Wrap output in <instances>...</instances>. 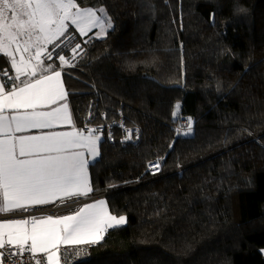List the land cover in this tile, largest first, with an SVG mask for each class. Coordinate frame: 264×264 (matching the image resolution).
Instances as JSON below:
<instances>
[{
	"label": "trees",
	"instance_id": "16d2710c",
	"mask_svg": "<svg viewBox=\"0 0 264 264\" xmlns=\"http://www.w3.org/2000/svg\"><path fill=\"white\" fill-rule=\"evenodd\" d=\"M77 3L113 28L70 29L49 62L76 55L62 71L74 125L105 126L91 196L114 192L108 211L126 217L80 264H264V0Z\"/></svg>",
	"mask_w": 264,
	"mask_h": 264
},
{
	"label": "snow or ice",
	"instance_id": "6c2138e0",
	"mask_svg": "<svg viewBox=\"0 0 264 264\" xmlns=\"http://www.w3.org/2000/svg\"><path fill=\"white\" fill-rule=\"evenodd\" d=\"M71 28L81 37L99 29L96 38H101L113 24L104 8H81L77 0H0V54L15 73H0V215L30 212L93 191L89 167L99 156L102 137L94 134L96 129L85 135L75 128L61 79L65 65L75 66L76 55H58L59 66L49 62L56 49L67 47L72 37L62 38ZM77 50L79 43L71 52ZM63 124L73 130H55ZM191 126L189 118V131ZM124 223L126 217L112 215L104 200L68 215L0 219V264L5 259L16 264L17 258L20 264H68L70 256L83 252L75 246H97L108 230Z\"/></svg>",
	"mask_w": 264,
	"mask_h": 264
},
{
	"label": "built area",
	"instance_id": "2783aa9c",
	"mask_svg": "<svg viewBox=\"0 0 264 264\" xmlns=\"http://www.w3.org/2000/svg\"><path fill=\"white\" fill-rule=\"evenodd\" d=\"M65 67H68V66L65 65L64 68ZM100 118L104 120L105 115L102 114ZM182 124H185V122H183ZM104 128L105 126L103 123H94V124H84L80 130L84 131V133L87 134V129H96L97 131L95 132V134H98V133H101ZM129 135L131 136V133H129L128 131L125 132V140H122V141H131L132 136L129 139L128 138ZM86 201H88V198H81V197L68 199L66 201L59 200L51 207L39 209V210H32L30 212H21V213L14 214L11 216L28 217V216H37V215H53V216L67 215V214H70L71 212L76 211ZM75 247L83 248V252L81 253V256L79 257L70 256L68 260V264H80L90 258L92 246H75ZM39 255H43V254H39ZM23 260L24 261L28 260V254L24 255ZM4 264H11V262L5 259ZM16 264H20L19 258H17ZM32 264H35V262L33 261ZM45 264H46V261H45Z\"/></svg>",
	"mask_w": 264,
	"mask_h": 264
},
{
	"label": "crops",
	"instance_id": "0c3cea01",
	"mask_svg": "<svg viewBox=\"0 0 264 264\" xmlns=\"http://www.w3.org/2000/svg\"><path fill=\"white\" fill-rule=\"evenodd\" d=\"M13 74H15L13 72ZM61 79H62V82H63V85H64V81H63V76H61ZM2 82V81H0ZM65 88V86H64ZM66 90V89H65ZM67 102V101H66ZM59 103H63V102H59ZM68 103V102H67ZM76 129H78L76 126H75ZM57 131H72L73 130V126L72 125H68V124H63V125H58L57 128L55 129ZM80 130V129H79ZM38 133V130H31L29 134H37ZM87 135V134H85ZM98 150H99V145H98ZM99 157V156H98ZM97 157V158H98ZM96 158V159H97ZM95 159V160H96ZM94 160V161H95ZM93 161V162H94ZM89 181H90V184H91V180H90V174H89ZM92 194H90L89 196L87 197H81V198H88V201H86L85 203H92L96 200H104L105 201V196L106 195H100V196H94L92 197L91 196ZM59 201V200H58ZM56 201V202H58ZM55 202V203H56ZM55 203H52V204H48V205H44V206H37L34 210H39V209H44V208H48V207H51L52 205H54ZM84 203V204H85ZM81 207V206H80ZM18 213H21L20 211H15V212H12L10 214H6V215H0V219H20V218H25V217H21V216H11V215H14V214H18ZM68 215V214H67ZM37 216H45V215H37ZM109 231V230H108Z\"/></svg>",
	"mask_w": 264,
	"mask_h": 264
},
{
	"label": "rangeland",
	"instance_id": "374dc122",
	"mask_svg": "<svg viewBox=\"0 0 264 264\" xmlns=\"http://www.w3.org/2000/svg\"><path fill=\"white\" fill-rule=\"evenodd\" d=\"M81 8H83V7H81ZM101 8V7H100ZM100 8H93V9H100ZM107 13V12H106ZM97 14H99V13H97ZM107 16L109 17V15L107 14ZM110 18V17H109ZM75 30L74 28H71V30ZM111 29H109L108 30V32L110 31ZM99 31V29H93L91 32H89V33H87L85 36H83V37H86V36H88V37H91V38H94V39H101V38H104L105 36H106V34H102V36H101V38H96V33ZM75 32L78 34V36H80V34L75 30ZM68 37H69V33H67L66 34V37H64V38H62V39H65V40H67L68 39ZM81 37V36H80ZM70 42V41H69ZM71 54H73L72 52H71ZM0 55H2V54H0ZM191 132H192V129H191V131H187L186 132V134L187 135H190L191 134ZM97 135H99V136H101L100 134H97ZM126 223H124V224H122L121 226H124ZM260 252L264 255V249H261L260 250Z\"/></svg>",
	"mask_w": 264,
	"mask_h": 264
},
{
	"label": "water",
	"instance_id": "95a60500",
	"mask_svg": "<svg viewBox=\"0 0 264 264\" xmlns=\"http://www.w3.org/2000/svg\"><path fill=\"white\" fill-rule=\"evenodd\" d=\"M193 164V163H192ZM191 165V164H190ZM175 171H177V170H175ZM175 171H173V172H175ZM173 172H171V173H173ZM119 191V190H118ZM115 192H117V191H115ZM111 193H114V192H111ZM111 193H107V194H105L106 196L107 195H110Z\"/></svg>",
	"mask_w": 264,
	"mask_h": 264
}]
</instances>
